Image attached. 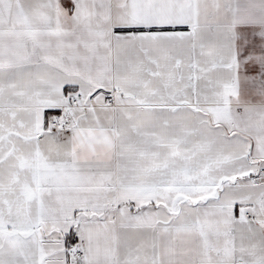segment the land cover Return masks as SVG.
Listing matches in <instances>:
<instances>
[{
    "label": "snow or ice",
    "instance_id": "snow-or-ice-1",
    "mask_svg": "<svg viewBox=\"0 0 264 264\" xmlns=\"http://www.w3.org/2000/svg\"><path fill=\"white\" fill-rule=\"evenodd\" d=\"M0 264H264V0H0Z\"/></svg>",
    "mask_w": 264,
    "mask_h": 264
}]
</instances>
